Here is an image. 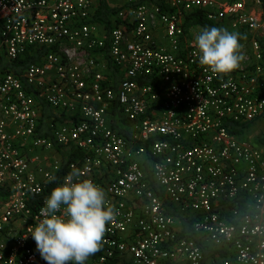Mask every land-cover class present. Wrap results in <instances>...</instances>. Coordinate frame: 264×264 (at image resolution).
Segmentation results:
<instances>
[{"label": "built area", "instance_id": "2783aa9c", "mask_svg": "<svg viewBox=\"0 0 264 264\" xmlns=\"http://www.w3.org/2000/svg\"><path fill=\"white\" fill-rule=\"evenodd\" d=\"M107 1L109 25L101 0H0V264H47L30 230L73 170L118 210L86 264H264V147L231 131L264 120L263 0ZM198 10L248 32L252 64L202 66Z\"/></svg>", "mask_w": 264, "mask_h": 264}, {"label": "clouds", "instance_id": "9594fccd", "mask_svg": "<svg viewBox=\"0 0 264 264\" xmlns=\"http://www.w3.org/2000/svg\"><path fill=\"white\" fill-rule=\"evenodd\" d=\"M242 38L227 28L203 27L194 40L199 63L222 75L239 69L245 60ZM117 212L101 185L73 170L45 198L30 233L47 264H86Z\"/></svg>", "mask_w": 264, "mask_h": 264}, {"label": "trees", "instance_id": "16d2710c", "mask_svg": "<svg viewBox=\"0 0 264 264\" xmlns=\"http://www.w3.org/2000/svg\"><path fill=\"white\" fill-rule=\"evenodd\" d=\"M263 8H264V4H263ZM115 13H116V9L115 8H110L107 0H101L100 7H99V10H98V14H97V20L100 21V22H103V23H107L109 25V22H108L109 21V17L112 16L113 14H115ZM223 25H224V23H216V22H213V21L209 20L207 18L206 14L204 13V11L198 10V11H195V12L189 14L186 17L185 22H184V29L186 31H189L192 28H197V29L200 28L199 29V32H200V30L203 27H222V28H226ZM229 31H233V30H229ZM234 32H239L241 34V36L243 37L240 42H242V40L245 39V38L248 39V40L250 39V34L248 32L238 31V30H235ZM261 46L264 49V40L263 39L261 40ZM36 60H37L36 56H30L29 54H27L24 57L20 58L19 60H16V61H14L12 63H9L8 67H10L14 71L20 73V71L24 68L25 65H27L28 63H31L33 61H36ZM110 69L114 73L116 72V68L115 67L112 66V67H110ZM258 94L260 96L264 97V89L259 90ZM45 111L47 112V109H45ZM46 117H49L48 113L44 114V118H46ZM257 121L258 120H255V121H252V122L232 124L231 125V131L234 134L242 137L245 134L246 130L248 128H250L253 123H255ZM254 143H256L259 146H264V136L261 137V138H258L257 140H255ZM64 172L66 173V169H64L63 173ZM61 179L62 178H60V177L57 178L56 182L53 185V188L56 185L60 184ZM53 188H52V190H53ZM47 195H49V194H47ZM244 201L245 200H234V201H229V202L226 201L224 206H225V208L226 207L227 208H232L234 206H238L239 208L244 210L246 208V203ZM169 211H170V213H173V214L177 213V211L172 206H170ZM192 219H193L192 216H190L189 218H183L182 219L183 231H184L183 234H188L189 233L188 234L189 236H194L192 233H190L191 232V225H192V222H193Z\"/></svg>", "mask_w": 264, "mask_h": 264}, {"label": "rangeland", "instance_id": "374dc122", "mask_svg": "<svg viewBox=\"0 0 264 264\" xmlns=\"http://www.w3.org/2000/svg\"><path fill=\"white\" fill-rule=\"evenodd\" d=\"M223 26H225L228 30L235 31L234 29H231L228 24H224ZM199 29H195V31L199 33ZM241 44H243L244 46L243 51L245 54V60L242 62L241 65L244 66V65L252 64L253 52H252L250 40L245 38L242 40ZM263 136H264V120H258L257 122L253 123L251 127L248 128L245 134L243 135V137L249 138L253 141ZM261 147H264V146H261ZM168 264H173V263H168Z\"/></svg>", "mask_w": 264, "mask_h": 264}, {"label": "crops", "instance_id": "0c3cea01", "mask_svg": "<svg viewBox=\"0 0 264 264\" xmlns=\"http://www.w3.org/2000/svg\"><path fill=\"white\" fill-rule=\"evenodd\" d=\"M263 4H264V1L262 3L261 6H257L256 9L258 11H260L261 13H263V16H264V8H263ZM182 219L181 218V222H180V225H181V228H182V233L184 232L183 231V224H182ZM205 255H206V258L207 259H212V258H215V259H221L222 257H224L226 254L224 251L222 250H219V249H214V248H208L205 250Z\"/></svg>", "mask_w": 264, "mask_h": 264}]
</instances>
